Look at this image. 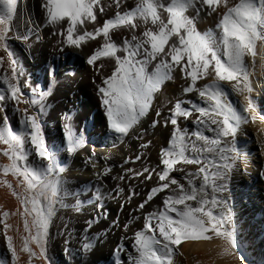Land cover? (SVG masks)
Masks as SVG:
<instances>
[{"label":"snow or ice","instance_id":"snow-or-ice-1","mask_svg":"<svg viewBox=\"0 0 264 264\" xmlns=\"http://www.w3.org/2000/svg\"><path fill=\"white\" fill-rule=\"evenodd\" d=\"M112 4L116 9L114 15L97 26L98 14L103 15L106 7L102 0H41L40 3L46 24L63 29L56 33L63 37L59 43L79 49L88 41L102 38L103 43L86 62L93 66L104 59L114 62L111 74L98 86L108 128L118 134V139L127 136L148 114L155 94L172 79L174 69L190 80L183 92L195 93L199 101L177 100L169 110L164 126L170 124L172 131L168 146L161 149L163 167L157 173L160 183L150 189L138 207L143 209L157 194L169 192L162 200L161 209L146 214L143 227L135 231L134 255H129L131 264H174L176 247L182 242H213L214 238L221 241L217 256L236 257L238 229L230 203L231 182L242 156L236 144L237 134L243 125L256 121L251 77L257 60L264 62V0H236L235 3L230 0H135L131 6L125 0H112ZM219 8L224 11L217 12ZM202 10H207V15L217 12L215 29L204 32L197 29ZM17 14L18 0H0V49L7 54L11 69L10 74L2 77L5 87H0V113H4V104L8 101L33 106L36 112L30 113L24 108L19 122L22 127L16 131L7 115L0 117V145L4 146L0 148V155L9 161L0 164V177L11 174L20 178L25 192L15 191L3 178L0 186L7 187L23 208L19 214L23 217L24 235H19V228L16 231L22 241L19 251L27 253V264H33V258H43L45 264H52L47 255L50 225L60 210L71 207L79 213L82 200L81 194L67 187L63 179L66 169L57 157L58 146L50 147L45 140L43 116L49 107L46 101L52 94L51 83L46 91L39 86L32 87L31 98L23 99L19 80L22 72L7 43ZM88 25H92V30H88ZM117 36L119 39H114ZM2 63L3 57H0ZM55 72L50 65L47 69L50 82L54 81ZM198 80L207 82L197 87ZM23 87L29 85L25 83ZM231 93L242 97L239 106L229 99ZM155 115L160 117V111ZM189 117H193L196 125L191 133L178 122ZM62 120L64 150L70 156L77 154L85 147L86 139L75 130L71 116L65 114ZM261 121L264 122V116ZM158 123L159 120H153V127ZM258 131L264 135V129ZM26 144L31 145L35 156L42 161L40 166L27 163L32 151L26 149ZM261 154L264 155V150ZM94 156L92 152L89 159ZM177 165L197 167L195 172L184 173L181 178L184 182H181L170 175L173 171L183 172V167L177 168ZM110 172L105 167L100 175ZM134 175L150 179L152 173L144 168ZM260 175L264 178V170ZM95 201L96 208H104L99 192L95 193ZM10 215L15 216L17 212L0 210L4 238L16 264L20 257L13 236L7 234L12 228L6 222ZM101 218H106V212L85 221L79 249L82 254L92 252L102 239L100 234H88ZM64 243L63 251L71 259L69 240ZM122 251L124 248L119 245L114 254Z\"/></svg>","mask_w":264,"mask_h":264},{"label":"bare ground","instance_id":"bare-ground-1","mask_svg":"<svg viewBox=\"0 0 264 264\" xmlns=\"http://www.w3.org/2000/svg\"><path fill=\"white\" fill-rule=\"evenodd\" d=\"M235 2L236 0H230V3ZM40 3L41 0H18V14L7 41L8 48L13 53V58L18 60V69L22 72L19 80L24 92L23 99L31 98L32 87L39 86L41 90L46 91L51 83L52 94L46 101L49 107L46 115L43 116L46 122L45 140L50 147L58 146L57 157L66 169L62 174L63 179L67 187L81 194L82 200L79 213L71 207L58 211L49 228L47 255L52 264H117V261L120 264H131L129 255H134L132 241L135 231L143 227V217L146 214L161 209L162 200L169 192L165 190L157 194L143 209L138 207L146 199L150 189L160 183L157 173L163 167L161 149L168 146L172 131V126L168 124L165 127L164 122L170 116L169 110L177 100L199 102L198 98L195 93L183 92V88L190 81L187 79V82L182 73L174 69L172 79L166 81L161 90L155 94L148 114L140 119L127 136L118 139V134L108 128L105 109L101 105L98 93V86H102V79L111 74L114 62L104 59L97 61L96 66L88 65L86 62L88 56L103 43L102 38L88 41L79 49L59 43L63 37L56 33L63 29L60 27L54 29L46 24ZM102 3L106 6L105 12L103 15L98 14L97 26L111 18L116 11L112 0H102ZM134 3L135 0H125L127 6ZM223 11V8L217 9L219 13ZM217 12L207 15V10H202L197 21V29L201 32L215 29ZM64 27L66 28V25ZM87 27L88 30H92V25ZM24 36L28 38H17ZM0 57H3V63L0 65V87H5L2 77L10 74L11 69L8 56L3 49H0ZM100 64L104 66L99 68ZM50 65L56 69L53 82H50L47 76ZM69 72L73 75H67ZM251 80L253 86L251 97L256 105V121L243 125L237 134L236 144L242 156L237 161L231 182L230 203L238 229L237 255L236 257L217 256L221 241L215 238L213 242L189 240L176 247L174 264H244L242 256L253 259L254 264H264V178L260 175L264 170V155L261 154L264 150L262 147L264 135L258 131L264 129V122L261 121V117L264 116V62L259 59L255 64ZM205 82L207 81L198 80L197 87ZM25 83L29 87H23ZM229 99L237 106L242 102V97L234 93L230 94ZM185 106L190 107V105ZM17 108L21 111H16ZM24 108H28L30 113L36 112L33 106L24 103L17 105L8 101L4 104V113H0V117L7 115L13 130H19L22 127L19 122ZM157 110L161 113L160 117L155 115ZM65 114L72 117L75 130L82 133L86 139L85 147L71 156L66 153L61 143L62 117ZM153 120H159L155 127L152 125ZM192 121L193 117H189L187 121L178 122L182 128H187L191 133L196 127ZM205 134L212 135L209 132ZM2 147L4 146L0 145V148ZM26 149L32 151L31 145L26 144ZM92 152H95V156L89 159ZM137 156L140 159L137 160ZM4 163L9 161L0 155V164ZM27 163L40 166L42 161L32 151ZM105 167L110 168L111 172L102 176L100 173ZM176 167H183V172L173 171L170 175L181 180L184 173L195 172L197 166L177 165ZM144 168H148L152 173L150 179L134 175L136 172H143ZM128 169L132 171L129 172ZM0 178L7 179L15 191L25 192V186L20 178L11 174ZM97 192L102 194L103 209L95 207ZM187 203L194 204L192 201ZM0 210L17 212V215H10L7 218L6 222L12 225L7 234L13 236V244L20 257L16 264H27V253L19 251L22 245L19 235H24L23 217L19 212L23 211V208L19 200L12 196L5 186H0ZM101 212H106V218H101L98 224H94L88 234H100L102 239L96 243L92 252L82 254L79 249L84 235L83 229L86 227L85 221ZM126 224L127 228L124 227ZM17 228L20 230L19 235ZM69 232L72 233L71 237ZM66 239L69 240L68 247L72 251L71 259L63 251ZM119 245L123 246L124 251L114 254V250ZM31 247L35 249V245ZM0 264H13L11 252L4 238L3 224H0ZM33 264H45V262L43 258H33Z\"/></svg>","mask_w":264,"mask_h":264},{"label":"rangeland","instance_id":"rangeland-1","mask_svg":"<svg viewBox=\"0 0 264 264\" xmlns=\"http://www.w3.org/2000/svg\"><path fill=\"white\" fill-rule=\"evenodd\" d=\"M186 81L188 82L187 79H186ZM186 81H185V84H186ZM139 163H141V162H139ZM47 252H48V246H47ZM242 261H243L244 264H254V262H253L254 260L253 259L247 258L245 256H242Z\"/></svg>","mask_w":264,"mask_h":264}]
</instances>
